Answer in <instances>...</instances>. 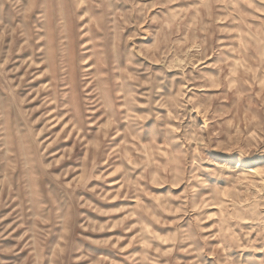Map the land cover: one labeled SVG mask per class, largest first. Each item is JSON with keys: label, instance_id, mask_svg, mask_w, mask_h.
<instances>
[{"label": "rangeland", "instance_id": "rangeland-1", "mask_svg": "<svg viewBox=\"0 0 264 264\" xmlns=\"http://www.w3.org/2000/svg\"><path fill=\"white\" fill-rule=\"evenodd\" d=\"M0 264H264V0H0Z\"/></svg>", "mask_w": 264, "mask_h": 264}]
</instances>
